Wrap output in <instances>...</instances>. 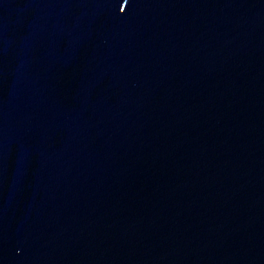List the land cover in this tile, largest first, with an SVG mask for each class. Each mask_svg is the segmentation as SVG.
<instances>
[{
    "label": "water",
    "instance_id": "1",
    "mask_svg": "<svg viewBox=\"0 0 264 264\" xmlns=\"http://www.w3.org/2000/svg\"><path fill=\"white\" fill-rule=\"evenodd\" d=\"M0 264H264V0H0Z\"/></svg>",
    "mask_w": 264,
    "mask_h": 264
}]
</instances>
